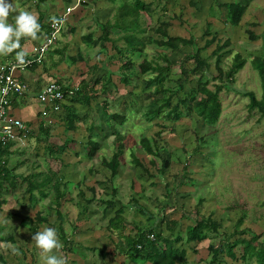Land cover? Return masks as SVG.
I'll return each mask as SVG.
<instances>
[{"label":"trees","instance_id":"obj_1","mask_svg":"<svg viewBox=\"0 0 264 264\" xmlns=\"http://www.w3.org/2000/svg\"><path fill=\"white\" fill-rule=\"evenodd\" d=\"M115 3L114 0H108ZM38 4L42 5L46 0H37ZM68 4V0H65ZM249 5L240 3H233L226 5L227 8V23L230 28L240 26L242 18L246 13ZM149 7L140 1H136L132 5L123 4L116 13L115 21H108L102 26V35L99 38L100 46L107 49L106 44L110 43L112 50L115 51L119 56L125 57V63L122 65L125 73L121 75V83L124 85L130 84L131 72L136 68L133 61V57L137 54L142 56V63L139 64L138 68L140 74L146 78L145 87L152 91V103L153 106L145 111V121L147 123H155L154 125L159 129L158 132L152 137L141 135L140 145L144 151L151 156L150 165L156 169L157 173L161 176L165 174L172 162V157L175 153L171 152L168 157H164L162 149L159 143L165 141L162 138L164 130L167 128V122H177L186 115H195L201 119L208 127H214L218 124L222 116V102L220 98L221 92L225 88H230L235 84L236 79L248 63V61L241 55L236 53L231 61L224 65L222 62L221 54L225 51H229L232 46L230 38H227L224 43H219L216 49L211 53L210 57L216 58V69L217 77L214 79L219 81L218 84L214 85V88L209 87L210 81L207 78L210 72L211 65L208 58L203 57L202 52L208 49L215 41L213 38L206 42L204 48H200L196 45L194 38H181L171 37L168 33L169 24L166 22L160 23L159 26L153 27L150 30L159 37L158 40H154L147 34V29L144 28L142 13H148ZM39 23L41 24V32L39 36L44 40L50 37L51 26L54 21H58L57 18L51 19L46 12L40 11ZM249 26H256L255 23H251ZM149 31V30H148ZM250 38L252 40L258 39L253 32L249 29ZM115 34V35H114ZM117 35V36H116ZM93 36H89L92 40ZM119 41H124L126 45L119 47ZM57 41L50 47L44 55L43 60L38 63L35 62L29 70H36L39 67H43L46 72H50L56 69L67 57L68 45L65 43H57ZM154 43V45L164 48L166 50L178 51L181 48H190L192 52L187 55L185 60H193L194 66L189 69L180 66V75L184 79H179L181 84L174 85L175 87H168L169 73L175 69V66L171 63L160 59L151 60L148 59L144 53L148 44ZM48 54V55H46ZM30 58L28 55L26 59ZM141 58V57H140ZM75 62V60H72ZM252 68L258 72L261 80L262 94L259 98L253 91H245L244 95L249 97L248 108L250 113H255L258 116L259 121H264V56L254 57L250 62ZM136 75V73H134ZM191 77L197 78V87L192 88L186 95H181L184 91L185 83H187ZM23 82H26L21 78ZM53 80V79H50ZM57 80V79H56ZM62 85L63 91L67 97L66 103L63 105L61 111L58 113L59 123L65 127L67 132H76L80 125L90 126L89 130L92 133L97 128L98 115L95 109L91 105V101L96 97V85L99 84V80L93 82L82 81L76 90L64 85L62 82L57 80ZM27 83V82H26ZM30 84V83H29ZM109 85L104 83V90L108 92ZM111 88V87H110ZM154 97V99H153ZM150 99V96H149ZM70 101L72 105H67ZM176 101V104H175ZM82 104L87 106L85 112L80 111L75 107L74 104ZM107 106L109 101L105 100ZM17 107H25L24 102H14ZM103 105V111L109 116V125L112 130V142L115 149L113 155L109 158H103L102 165L105 169L110 172V178L107 181L110 185H113L114 181L119 175V168L122 164L125 155V140L126 134L120 131V128L126 126L128 120H136V114L129 117L130 110L126 105L124 112L112 111L106 109ZM129 110V111H128ZM134 113L135 110H131ZM173 127L172 129H174ZM38 134L31 132L29 139L35 138L39 143H45L46 152L48 159H53L63 164L62 157L67 152L69 144L73 143L72 138L67 137L63 143L53 141V127L46 123H40ZM199 143L195 148L196 152L204 146L205 139L202 138L197 140ZM202 142V143H201ZM89 148L90 157H94L98 151L102 148V142L98 141L93 135L89 137ZM17 142L9 141L5 144L0 145V197L5 190H16L19 186L24 188V196L30 197L31 204H35L37 201L42 199H50V210H55L60 216L62 201L67 197L68 184L64 181V178L59 175L60 170L49 171L41 170V164L32 160H17L13 166L12 159L13 155L19 150L12 148L17 146ZM164 146H168L167 142H164ZM166 151V150H165ZM21 152V151H20ZM167 152V151H166ZM171 157V158H170ZM136 167L146 169L143 161L134 155ZM190 157L184 162L178 159L180 164L184 165L183 170L188 172ZM160 161V163L158 162ZM26 168L24 172H19L20 168ZM20 181V182H19ZM104 188V187H103ZM105 189V188H104ZM93 197L87 200V204L97 203L104 205L107 208L112 207L117 201L118 190L113 187L112 191L105 197V191L96 194L95 189L93 190ZM81 198L84 195L81 194ZM134 204L140 206L134 199L131 200ZM195 207L196 214L199 215L201 207L205 203L203 197L197 199ZM3 201H0V205ZM142 215H147V221L136 222L135 229L130 233L127 232L126 221L124 217V209L121 207L115 217L110 221L109 230L111 233L116 234L119 238V242L116 247L119 251L126 254L131 264H192L187 261L186 252L176 246L179 243L180 238L172 239L164 235V230L157 231V223L161 221V227L165 225V229L171 233H174L180 224L179 220L168 219L165 213H162L160 217L153 215L151 212L143 209L141 206ZM194 214V213H192ZM191 215L186 217L191 218ZM159 218V219H158ZM246 220V215L242 216L238 220V224L243 223ZM32 221V220H31ZM34 224L39 225L48 223L49 219L46 214L39 211L35 219L32 221ZM222 224L215 221L212 216L206 218L194 220L191 225L186 227L185 241L187 243H202L207 240H211L213 236L220 237L223 235L224 239L219 244H210L208 247L209 255L208 259L198 264H224L225 259L221 258V255L235 260L236 264H264V232L256 234L250 229L237 230L232 235H227L225 231L221 230ZM251 234L252 236L247 238L246 235ZM242 246L241 256L238 258L235 248Z\"/></svg>","mask_w":264,"mask_h":264},{"label":"rangeland","instance_id":"obj_2","mask_svg":"<svg viewBox=\"0 0 264 264\" xmlns=\"http://www.w3.org/2000/svg\"><path fill=\"white\" fill-rule=\"evenodd\" d=\"M94 1L97 3L100 0ZM114 1L116 2V0ZM106 2L110 1L103 0V2L99 4L104 5ZM65 5L67 4L65 3ZM113 5L117 6L115 3H113ZM249 5L251 6L250 13H252L250 19H252L253 23L256 22V26H249V30L259 38L252 40L249 32H247L248 27H243L242 30H239L241 34H237L234 38V43L232 42L230 50L221 54L224 65H227L236 53H241L248 63L244 69L240 71L235 84L230 88H225L220 94L222 102V116L220 121L214 127H208L197 116L186 115L180 120L179 127L174 128L173 131L168 129L167 133L164 135L166 137H164L165 141H161L159 145L161 146L160 148L162 149L164 157H168L171 152L175 153V156L172 157L171 165L163 176L159 175L150 165L151 157L140 145L141 135L153 138V134L159 129L154 127V124L145 121L143 114L148 108L153 106L151 95L154 87L151 89L145 87V79L143 80V78H146V76L143 77L138 68L139 64L143 61L142 56L137 54L133 57V60L136 62V68L131 73H136L135 79L144 83L142 85L143 90L136 98L129 96V99H127L128 101L125 103L127 105L130 104V108L132 109L137 108L139 114L135 115L137 116L135 121L128 120L126 126L121 127L120 131L122 130V133L127 136L125 140L126 150L123 158L125 161L124 166L127 167L123 169L122 178H134L135 180H131L135 181L136 187L134 190L130 188V182H124L120 188L124 194L127 193L126 190L129 189V193H133V195L130 194L131 199L135 198L136 202L143 209H146L153 215L160 217L162 213L167 212L168 215L165 214L167 217L180 221L179 226L172 236L174 238L180 237V240H183L177 247L186 252L187 261L192 264H198L207 260L209 245L213 243L219 245L224 239L223 235H221L220 237L213 236L211 240L202 243H187L185 241L186 227L191 225L197 217L198 219H202L212 216L215 221L222 224L221 230L225 231L229 236L237 230L241 231L245 229H250L256 234L264 232V121H259L255 113H250L248 108L250 100L249 97L244 95L245 91H253L259 98L262 94L261 80L258 72L252 68L250 62L254 57L264 56V0H250ZM90 6L93 5L90 4ZM66 28L65 26L63 29L66 30ZM149 31L147 30V34L151 38L154 40L159 39L151 30ZM214 31L216 32V29ZM202 32V28L200 27L190 29L188 26L180 24L174 26L169 34L174 38H195L200 42L196 44L198 46L202 43L201 40L204 45L206 41L205 38L210 36V34L206 37H204V35L201 36ZM61 37L60 34L57 43H59ZM121 44H124V46L126 45L124 41H122ZM213 50L214 48H210L202 52L203 57L210 59L211 69L207 78L210 81L209 87L211 89L214 88V85L219 83V81L214 79V77H217L218 73L216 69V58L213 56L210 57ZM191 52L192 50L189 47H183L178 51H173L166 50L154 45V43H150L147 45L144 55L151 60L157 59L160 61V59H164L163 61L175 66V69L168 75L169 81L167 83L168 87H175L174 85L177 83L181 84L183 82L178 81L179 79H183L180 75V66L189 69L194 66L193 60H185L187 55ZM139 57L141 58L139 59ZM79 67L86 69L83 65ZM80 70L79 68L76 73V77L78 78V80L75 79L76 82H79L80 78L86 80L90 77H92V79H96L97 77H109L110 73H106L109 71L112 72L111 79L119 80L120 78V75H118L120 71H118L117 67L112 68L108 66L105 68L104 72L100 74L96 72L93 73L92 76L89 72L86 76V72L79 76L78 73ZM27 72L29 71L23 72L24 76H30L27 75ZM33 75V77H36L39 74L37 75V73L34 72ZM114 76L115 78H113ZM196 80L197 78L191 77V79L185 83L184 91H182L181 95H186L192 88L197 87ZM93 82H95V80H93ZM110 87L112 88L111 95H114L113 98H108L109 102L112 104V109L124 112V103L117 98L118 89L123 86L117 87V84L115 86L112 84ZM100 88H102V86H97V89ZM108 90H110L109 87ZM127 90L131 91L130 88H127ZM95 100V102L93 101V106L97 111L98 123L92 135L104 145V148L97 152V156H102L103 158H105V156L111 157L115 151L111 144V140L114 136H112V130L109 125L110 118L106 112L101 109L105 100L103 97L98 96ZM22 110H24V113H34V111L25 107ZM133 114L134 112L130 111L128 115L131 117ZM59 116L60 114H53L52 120H55L53 123H49L51 119L41 120L39 117L34 116L27 125L31 126L35 133L39 132L38 130L40 127V124L38 125L36 121H42L40 123L52 125L54 130L53 137L55 138L53 141L63 143L68 137L69 132H67V134L63 133L61 129L63 125L57 122L59 121ZM78 126L82 128L80 124ZM166 126L168 128L171 127L169 124H166ZM87 134L88 133L83 131L75 136L80 137L81 141V139L86 140ZM200 138H202V140L205 139L206 144L196 152L195 148L199 143L197 140ZM164 142L168 143L167 147L164 146ZM17 146L19 152L13 155L11 163L13 166L17 160L29 159L41 164V170L43 171H49V169L61 171V169L65 167L64 162L61 165L53 159H48L46 156L47 146L45 143H39L35 138L18 143ZM132 152L142 159L148 169V173L142 168H136L134 163L132 164ZM101 153H103L104 156ZM188 157H190L189 166H192L191 169H188L190 173L189 171L185 172L183 170L184 165L178 162V159L185 162ZM158 162L160 163L159 160ZM94 163L93 168L95 172L99 173L98 178H101L105 170L102 168L100 158H97ZM128 167H132V171ZM25 169V167L20 168L19 172H24ZM101 185L102 183H99L98 187L105 188V186ZM166 186H168V192L166 191ZM107 189H110V187H107ZM141 189L145 191H141ZM201 197L205 199V203L201 207V211L198 215L196 214L195 207L197 199ZM162 209L163 211L161 213ZM243 212L246 215V220L238 224V220ZM191 214V218L186 217ZM142 216L144 217L145 215ZM157 224L159 225V227H157L158 232L165 231V225L161 227L160 220ZM251 236V234L246 235L247 238ZM242 249V246L235 248L234 252L238 258L241 256ZM221 258L226 260L224 264L237 263L235 260L225 255H221Z\"/></svg>","mask_w":264,"mask_h":264},{"label":"crops","instance_id":"obj_3","mask_svg":"<svg viewBox=\"0 0 264 264\" xmlns=\"http://www.w3.org/2000/svg\"><path fill=\"white\" fill-rule=\"evenodd\" d=\"M136 1L142 2L150 9L148 13H142L144 28L147 30L159 26L162 22L169 24L168 33L171 32V29L174 26L180 24L186 25L190 29H195L197 27L202 28L203 32L201 33V36L204 35V37H206L208 34H210V36L205 38L206 41L204 42V45L201 40L202 43L198 45L200 48H204L206 42L215 37L216 41L208 49L214 48L215 50L217 45L219 43H224L227 38H230L231 42L234 43V38L237 34H241L239 30H242L243 27H248L249 29V25L253 23L252 19H250V15H252V13H250V0H116L115 4L117 6L110 2H106L104 5L99 4L103 2V0H100L97 3L94 0H68L67 5H65V0H46L42 5H39L37 0H14V5L17 11L10 15V23L14 24V16L18 14L19 11L26 10L32 12L38 18L40 16V11L46 12L51 19H63L61 31L62 37L59 44L65 43L68 45L67 57L56 69L46 72L43 67H39L36 70H29L27 75L30 76H24L23 74L22 79L33 85V87H35V92H40L50 79H57L64 85L76 90L83 80L82 78L79 79V82H76L75 80H78L76 73L79 68L81 69L78 73L79 76L85 72V76L88 75V72L92 76L93 73L98 72L100 74L101 72H104L105 68L108 66L112 68L117 67L118 71H120V74L118 75L121 77L122 73H125V70L122 68V65L125 63L124 55L119 56L113 51L110 43L106 44L107 49L105 50V46L104 48L100 46L99 38L103 32L102 26L108 21H115L116 13L119 8H121L123 4L132 5ZM8 2H13V0H8ZM84 3H87V5H82ZM233 3L249 5L242 18L240 26L235 27L234 29L230 28L226 22L228 20L226 16V5ZM90 4L93 6H90ZM68 11L69 13L67 15ZM65 26L67 27L66 30L63 29ZM215 29L216 32L214 31ZM89 36H93L92 40L89 39ZM44 42L45 41L40 37L37 41L22 40L21 44L27 55L31 57L35 54L36 49L42 46ZM195 42L196 44L200 43L196 39ZM119 43V47H124V44H121L122 41H119ZM208 49H205L204 51ZM14 56L15 53L7 57H0V68L5 64L14 62ZM72 60H75V62H72ZM134 63L136 65L135 61ZM80 65H83L86 69L79 67ZM34 72L39 75L33 77ZM106 73H110L109 77H97L96 79L90 77L89 79L83 80L93 81L101 79L99 80V84L95 87V99L98 96L109 101L108 98L114 97V95H111L112 88L108 86L110 90L108 92L104 90V83L109 85V82L111 81L113 86L116 84L117 87L123 86L122 88L119 87L117 98L124 103L125 109L127 105L125 102L128 101L127 99H129V96L136 98L143 90L142 85L144 83L135 79L133 73L131 74V82L128 85L122 84L120 80L121 78H119V80L111 79V71ZM113 78H115V76ZM99 85L102 86V88L97 89V86ZM127 88H130L131 91H128ZM95 99L91 101V105L94 109L93 101L95 102ZM72 104L73 103L70 101L67 102L68 106ZM104 104H106L105 101L102 104V107L100 106L102 110ZM74 105L77 109L83 112L87 110V106L85 105L78 103ZM109 105H111V107L106 104V109L115 111L112 109V104L110 102ZM15 107L16 109L14 113L18 117L21 116V118L27 122L31 121L34 116L38 117V107L29 109L34 111L33 114L24 113V110H22L24 107ZM128 108L130 111L133 110L130 108V104L128 105ZM134 110L136 112L134 114H139L137 108ZM95 112L97 114L96 110ZM143 115L145 117V114ZM166 124H169V126L171 125V127H167L164 130V133L162 134L163 139L168 129L173 131V127L176 128L180 126V120L177 122H167ZM81 126L82 128L79 127L76 132H69L68 137L72 138L73 143L69 144L67 152L62 157L65 167L61 169L59 175H61L64 178V181L68 184V194L62 201L60 216L55 210H50V199H42L35 204H31L29 195L24 196L23 191L25 189L20 186L14 191L5 190L2 193L0 197V201H3L0 205V264H43V259L39 250L36 249L33 244L32 236L36 232L41 231L44 227H52L56 229L59 240L62 244V249L59 251L58 255L63 256L67 260V264H131L128 256L117 249L116 245L119 242V238L116 234L110 232L109 224L121 207H123V215L127 219L125 223L127 234L135 229L136 222L145 223L147 221L148 216L146 215L143 217L140 206L131 201L130 194L133 195V193H129L130 190L127 189L126 191L129 194H124L120 188L124 182H130V188L135 190L136 183L131 180L135 179L129 177L126 179L122 178L123 169L127 167L124 166V159L119 168V175L113 185H110L107 182L110 178V172L105 169L103 165L102 168L105 172L102 173L101 178H98L99 173L95 172L93 168L95 164L94 161H96L97 158H100V163H102L103 157H98L97 154L94 157H90L88 143L90 135H92L95 130L91 133L89 130L90 126ZM154 127L156 126L154 125ZM61 129L64 134H67L64 126L61 127ZM83 131L88 134L86 140L81 139L80 141V137L75 135ZM158 131H155V133ZM111 144L113 145V142H111ZM17 147L18 146L12 148V150ZM101 148H104L103 144ZM134 155L136 154L132 152V164L135 163ZM105 157L109 158L108 156ZM140 161H142V159H140ZM128 168L132 171V167ZM191 168L192 166H189V169ZM145 170V172L148 173V169L146 168ZM99 183H102L101 186H105V189L103 187L99 188ZM107 187H110V189H107ZM113 187L118 190V195L116 199L117 201L112 207L107 208L96 202L91 205L87 204L86 201L92 199L94 195V189L96 194L105 191L106 197L107 194L112 191ZM141 191L145 190L141 189ZM166 191L168 192V186H166ZM81 194L84 195L85 199L81 198ZM133 199L135 200V198ZM39 211L46 214V217L49 219L48 223L36 225L32 222ZM162 211L163 209L161 210V213ZM165 214L168 215L167 212H165ZM168 219H170V217H168ZM157 227H159L158 224ZM172 234L173 233L165 229V236L172 239L178 238H174ZM182 242L183 240H180L176 246ZM13 249L16 250L15 253L13 252Z\"/></svg>","mask_w":264,"mask_h":264},{"label":"built area","instance_id":"obj_4","mask_svg":"<svg viewBox=\"0 0 264 264\" xmlns=\"http://www.w3.org/2000/svg\"><path fill=\"white\" fill-rule=\"evenodd\" d=\"M68 13L69 11L67 15ZM58 21L62 23L52 24L50 37L36 49L35 54L27 58L29 63L23 68L14 67L16 61L0 68V145L9 141L17 143L28 141L29 134L34 132L32 127L27 125V121L14 113L15 100L20 103L24 102L28 109L38 107L37 115L41 120L51 119L53 114H58L67 101L62 85L56 79L50 80L40 92H35L33 85L21 80L23 72L32 67L35 62L40 63L45 53L58 40L62 31L63 19ZM36 122L39 125L42 121ZM53 122L54 120H49V123Z\"/></svg>","mask_w":264,"mask_h":264},{"label":"clouds","instance_id":"obj_5","mask_svg":"<svg viewBox=\"0 0 264 264\" xmlns=\"http://www.w3.org/2000/svg\"><path fill=\"white\" fill-rule=\"evenodd\" d=\"M17 9L13 2L0 0V57H7L15 53L14 67L23 68L29 61L21 41H37L40 39L41 24L38 17L29 11H19L14 16V24L9 22V17ZM62 23V21H54ZM32 241L43 259V264H67V260L58 255L62 249L58 233L55 228L44 227L32 236ZM15 249L13 252L15 253Z\"/></svg>","mask_w":264,"mask_h":264},{"label":"water","instance_id":"obj_6","mask_svg":"<svg viewBox=\"0 0 264 264\" xmlns=\"http://www.w3.org/2000/svg\"><path fill=\"white\" fill-rule=\"evenodd\" d=\"M82 5H87V3H84V4H82Z\"/></svg>","mask_w":264,"mask_h":264}]
</instances>
